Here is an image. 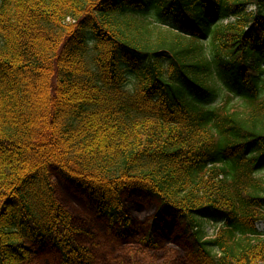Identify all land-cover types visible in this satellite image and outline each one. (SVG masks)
Segmentation results:
<instances>
[{
  "label": "trees",
  "instance_id": "obj_1",
  "mask_svg": "<svg viewBox=\"0 0 264 264\" xmlns=\"http://www.w3.org/2000/svg\"><path fill=\"white\" fill-rule=\"evenodd\" d=\"M56 179L124 242L149 200L145 247L264 264V0H0V264H97Z\"/></svg>",
  "mask_w": 264,
  "mask_h": 264
},
{
  "label": "rangeland",
  "instance_id": "obj_2",
  "mask_svg": "<svg viewBox=\"0 0 264 264\" xmlns=\"http://www.w3.org/2000/svg\"><path fill=\"white\" fill-rule=\"evenodd\" d=\"M57 182L60 197L67 208L82 222L86 223L91 232L89 245L93 247L97 256V264H195V259L183 245L186 237L179 241L174 235L153 231L151 239L155 241L156 249L145 247L143 239L147 236L146 230L150 228L151 217L154 214L155 205L149 200L131 206V215L138 222L136 236L130 242L120 240L107 225L96 220L90 214V210L84 198L78 196L64 182ZM223 218L221 215L213 221L211 218H203L204 236L213 238L220 227ZM176 232L182 233L178 228ZM50 264V263H44ZM52 264V263H51Z\"/></svg>",
  "mask_w": 264,
  "mask_h": 264
}]
</instances>
